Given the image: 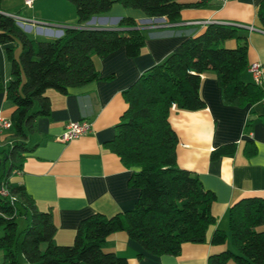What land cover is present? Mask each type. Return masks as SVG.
<instances>
[{
    "label": "trees",
    "instance_id": "obj_1",
    "mask_svg": "<svg viewBox=\"0 0 264 264\" xmlns=\"http://www.w3.org/2000/svg\"><path fill=\"white\" fill-rule=\"evenodd\" d=\"M76 8L77 22L108 12L116 3L141 10L148 17L178 20L183 9L205 1L186 0H69ZM258 16L264 27V0ZM244 38L234 24L210 23L199 35L182 41L161 63L144 71L123 91L127 108L110 142L125 166L134 168L130 184L140 189L132 209L112 216L95 213L76 230L74 242L57 244L56 224L51 211L40 210L24 184H12L10 177L23 167L33 147L28 135L37 130V119L51 114L48 89L67 94L70 88L99 80L93 56L101 58L125 47L137 56L146 44L144 30L137 20L123 16L118 28L66 27L60 37L34 38L17 19L4 13L0 0V45L8 47L11 77L4 85L0 72V92L13 102L11 145L0 148L4 168L0 190L8 186L17 199L11 202L0 192V250L5 264H20L19 250L29 264H129L128 259L105 250L107 237L125 231L150 254L178 255L186 242L206 241L208 228L216 223L211 206L216 196L206 189L199 175L179 166L178 135L169 116L172 106L186 111L202 110L206 103L200 94L201 75L214 71L228 104L247 105L264 99V89L242 75L248 67V41L234 48L222 41ZM245 39V38H244ZM236 143H226L212 152V158L234 154ZM10 167L7 169V163ZM30 212V213H29ZM27 217L20 230L19 217ZM233 249L211 254L208 264H264V198L245 197L228 213ZM227 232L215 230L211 242L224 244ZM45 245V248H42Z\"/></svg>",
    "mask_w": 264,
    "mask_h": 264
},
{
    "label": "crops",
    "instance_id": "obj_2",
    "mask_svg": "<svg viewBox=\"0 0 264 264\" xmlns=\"http://www.w3.org/2000/svg\"><path fill=\"white\" fill-rule=\"evenodd\" d=\"M261 2L205 1L183 9L175 22L166 17H148L139 9L116 3L108 12L79 24L76 8L69 0H37L32 7H26L24 0H2L3 12L29 22L28 28H23L27 33L33 32L34 38L60 37L66 27L118 28L123 16L137 20L146 36V44L137 56H129L125 47L103 58L94 55L99 80L70 88L67 94L48 89L51 114L37 119V130L27 138L33 149L23 167L10 177L12 184L25 185L40 210L52 212L57 244H72L80 223L92 214L112 216L135 206L140 189L130 184L134 168L125 166L110 146L127 108L123 91L144 71L164 61L186 38L201 34L214 22L240 27V35L245 39H227L221 44L234 48L248 41V67L242 77L254 81L249 66L261 62L260 85L264 89V27L258 16ZM8 47L15 48L16 56L20 53V46L15 43L0 45L4 85L8 84L12 70ZM201 78L200 94L206 107L197 111L172 107L169 121L179 139L176 150L179 166L197 173L204 187L216 196L211 206L216 223L208 228L205 242H186L178 255H153L127 232L111 233L105 250L126 257L129 264H208L211 254L234 250L228 218L230 207L245 197L264 198V99L247 105L228 104L214 71L203 73ZM14 111L13 102L0 92V117L10 119ZM81 119L92 122L90 132L68 142L58 139L67 123ZM14 141L13 129H6L0 135V148ZM232 142L237 144L234 154L212 158L216 148ZM3 168L0 158V173ZM22 217L27 222V217ZM217 229L227 232L224 244L211 242ZM18 258L20 264H29L20 250ZM0 264H5L2 250Z\"/></svg>",
    "mask_w": 264,
    "mask_h": 264
},
{
    "label": "built area",
    "instance_id": "obj_3",
    "mask_svg": "<svg viewBox=\"0 0 264 264\" xmlns=\"http://www.w3.org/2000/svg\"><path fill=\"white\" fill-rule=\"evenodd\" d=\"M37 0H24V5L26 7H32L33 4ZM202 1H214V0H202ZM222 3L227 2L228 0H218ZM19 23V25L23 28H28L29 22H25L26 20L20 16L15 17ZM50 30V28H48ZM52 30V29H51ZM62 32V30H57V32ZM64 32V31H63ZM249 71L252 74L253 80L257 84H261L263 79V65L259 61L253 62L249 66ZM172 107H176L175 104ZM12 128V121L9 118L0 117V135L6 129ZM92 130V122L87 119H81L77 121H70L67 123L63 133L58 137L60 141L68 142L73 139L79 138L80 136L90 132ZM1 194L4 196H8L11 202H14L17 197L16 195L11 194L8 186H3L0 190Z\"/></svg>",
    "mask_w": 264,
    "mask_h": 264
},
{
    "label": "rangeland",
    "instance_id": "obj_4",
    "mask_svg": "<svg viewBox=\"0 0 264 264\" xmlns=\"http://www.w3.org/2000/svg\"><path fill=\"white\" fill-rule=\"evenodd\" d=\"M28 33H29L30 36H34V33L33 32H28ZM6 163H7V169H9L10 164H9V162H6ZM18 220H19V226H20V230H21V229H23L27 225V222H26V220L23 217H19Z\"/></svg>",
    "mask_w": 264,
    "mask_h": 264
}]
</instances>
